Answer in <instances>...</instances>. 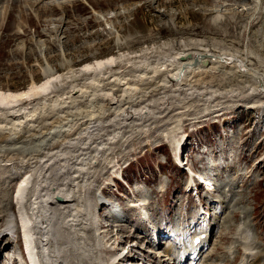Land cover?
Masks as SVG:
<instances>
[{
  "label": "rangeland",
  "instance_id": "1",
  "mask_svg": "<svg viewBox=\"0 0 264 264\" xmlns=\"http://www.w3.org/2000/svg\"><path fill=\"white\" fill-rule=\"evenodd\" d=\"M51 1L58 2L57 5L60 6L48 4ZM256 1L258 3L252 1L253 3L246 2L248 4L243 5L244 1L239 0H5L0 4V92L23 91L33 82L39 84L44 81L46 61L40 56L38 41L44 42L48 48V62L57 75L65 74L70 69L75 71L74 74H79L78 70L82 66L109 56L124 55L127 61L129 59L134 61L139 60L140 54L143 56L148 53L150 57L153 54L165 55L163 57L171 59L182 51L183 45L200 40L206 43L208 46L206 47L211 49V52H216L215 54L227 52L236 55L237 53L250 67L264 75V0ZM226 5L227 7L222 8ZM225 9L232 11L226 13ZM121 13L124 15H120ZM126 60L114 70L119 68L117 70L124 71L128 66ZM149 64L151 65L146 70L148 73L130 69L132 73L127 70L120 75L122 76L120 83L116 81L117 77H114L116 78L114 81H110L109 88L114 87V93L118 96L125 92L131 93L127 90L130 87L134 89L133 95L127 93V101L123 105L129 107L130 103L136 100L134 105L129 107L135 117L131 119L133 121H123L124 123L120 120L123 125L117 119L115 112L126 106L120 108L119 105L117 108L118 106L112 105L113 108H110L111 105L103 104L99 98L91 102L88 95L94 93L92 92L94 88L88 89L87 95L80 97L73 106L67 105L64 109L62 108L64 106L59 102L56 104L53 100L50 101L51 105L49 101L39 102L34 122L26 124L28 127L26 125L24 128L17 127L19 131L17 128L12 129V121L0 115V234L6 226L4 221L6 213L12 215L11 212H15L19 215L16 199L14 200L15 193L22 179L30 176L33 178L30 182L35 190L38 187L39 190L49 191L53 184L61 186L67 181H84L91 184L92 188L84 194L86 196L83 200L89 197L91 208L96 213L97 229L110 247L114 245L116 249L119 242L122 245L127 237H130L127 239L130 243L135 240L143 244L142 236L158 227L163 232L167 231V235L178 232L175 236L166 237L165 247L181 244L185 249L191 239V233L203 225L202 222L195 225L199 220L195 215L202 196L199 198L195 190L189 193L186 191L190 169L194 166L200 169L202 175L208 173L215 187L219 186L220 181L236 182L232 183L236 190V199L232 198L235 212L229 216L225 224L229 226L231 233L235 231L237 225L242 226L244 223L249 241L253 243L252 247H245L244 250L253 252L259 249L257 246H261L264 251V95L255 92L244 79L226 74L224 71L204 72L201 74L203 77H199L200 75L194 77L191 83L192 92L179 91L167 84L168 69L160 70L161 65L158 66L159 69H152L155 64ZM156 70L157 75L154 72ZM85 75H80L79 79L75 80L83 90L89 87L91 74ZM75 81L67 83L62 80L55 86L57 89L58 85L60 88V85L68 86L76 83ZM106 81H101V86H106L108 83ZM61 93L59 89L54 94ZM91 121L96 125L90 126ZM92 126L95 127L90 130ZM119 130L123 133L120 134ZM11 132H15V136L18 133L19 136H16L18 140L7 139ZM95 132L97 133L94 134ZM45 133L47 136L54 133L50 145L34 153L31 152L33 154L25 152L23 147H27V144L32 146L37 140H43L46 137ZM116 133L119 134L120 139L111 143L109 137ZM37 135H40L41 139L40 136L37 138ZM80 137L81 139L89 137L84 138L85 143L92 138L88 142V147L84 148V145H81L82 141H74ZM93 140H97L96 143ZM100 142L102 145L96 154L94 149ZM70 144L75 147H71ZM80 148L84 149L80 150L82 154L79 152ZM69 160H75L76 163L71 161L70 164ZM130 162L131 165L128 166ZM78 167L84 169L82 168L80 176L78 175L77 180L74 181L73 171ZM218 173L222 178L218 177ZM120 176L124 179L120 180L118 178ZM118 181L121 194L116 192L115 182L117 184ZM44 186H48L47 190ZM229 188V185L221 184L223 191H228ZM107 190L110 199L121 200L124 205L123 217L119 219L115 216L111 219L115 221L114 225L113 221L104 215L108 214L109 208L102 211L103 204L100 203V200H103L101 192L106 191L107 194ZM204 194L210 197V201H216V197H220L222 192L204 190L202 195ZM134 196L141 200H151L149 208L153 218L147 220L143 217L144 211L127 208L130 199ZM3 200L9 201L4 203ZM8 204L9 207L4 209L8 211L3 214L1 208ZM215 207L214 205L211 208V212H216ZM49 210L54 214L48 224L52 229L49 228V233L54 237L52 248L50 247V258L55 250L61 247L63 249L56 253V258L58 257L60 264H71L70 254L75 247L74 243L78 242H73L68 232L63 230L67 227L63 226L61 213L46 207V214ZM241 215H247L245 221L241 219ZM247 221L250 222V226L246 225ZM141 224L143 227L138 232H134L133 230ZM226 231L216 241V248L212 252L214 255L205 256L200 264L201 262L226 264L229 258L235 260L237 252L233 244L227 245L232 239L224 238L228 234ZM16 232L14 235L16 237L10 239H8L9 235L5 237L7 239L5 244H11L9 250L1 254L4 255L2 261L0 260L1 264H11L9 261L11 258L8 256L11 257V253H15L17 248L20 250L17 249L19 254L25 256L20 240L22 236L19 231ZM106 236L111 238L106 239L108 238ZM124 245L121 247H125ZM164 245L159 250L162 254H165ZM218 245H227L226 256L219 254ZM112 249L106 250L104 256L107 258L112 256ZM180 250L181 248L177 249V253ZM77 253L83 256V252L77 250ZM246 261L247 256H242L232 264H243ZM39 262L45 264L41 258ZM86 262L90 263V258H84L83 263Z\"/></svg>",
  "mask_w": 264,
  "mask_h": 264
},
{
  "label": "bare ground",
  "instance_id": "2",
  "mask_svg": "<svg viewBox=\"0 0 264 264\" xmlns=\"http://www.w3.org/2000/svg\"><path fill=\"white\" fill-rule=\"evenodd\" d=\"M4 1L5 0H0V4L3 3ZM239 1H241V2L244 1L243 2V5H246V4H248L249 2H252V1H255L256 3H258L256 0H239ZM246 2H248V3H246ZM57 3L58 2L52 3V1L51 2H48V4H50V5H53L54 4L56 6H60V5H57ZM223 7H227V5L226 6H222V8ZM217 9H219V8H217ZM249 9H247V11H249ZM212 11H214V10H212ZM221 11H223V10H221ZM231 11H232V9H225L224 10V12H226V13L227 12H231ZM208 12H210V11L208 10ZM120 15H124V14L121 13ZM99 17L100 18H103L105 16H103V17L102 16H99ZM20 44L22 46L24 45L23 43H20ZM38 46H39V52H40L41 58L46 61V64H45V67H44V75H45L44 81H42L39 84H36V82L35 83L33 82L26 90H23V91L7 92V93L0 92V115L1 116H4L10 122L12 121V124H11L12 129H15L17 127H22V126L24 128V126L26 124L31 123L33 121L34 117H35V113L37 111V108L36 107H37V105H39L38 104L39 102L44 101V100L50 102L51 100H53L55 103L56 102H59V104H61L62 106H64V107H62L64 109L65 106L67 107V105L73 106L76 103V101L79 100L80 97L81 98L82 97H85L87 95V93H88L87 91H89L88 89H90V88H94V90H92V92H94V93H90L88 95L89 96L88 98L91 99V102L94 99L99 98V100L103 104L106 103V104L111 105V106H109L110 108L111 107L113 108L114 105L118 106L117 108H119V105H120V108H121V106L123 107L125 105V104L123 105V103H126V101H127V93H129L130 95L132 93V95H133L134 89L132 87H130L127 90H130L131 93L130 92H125L122 95L119 93L120 96H118V94L114 93V87H113V89L109 88V85L111 83L110 81H114L116 79L114 77H117V80L116 81L119 82L120 81V78H122V76H120V75L121 74L123 75L124 72L127 71V70H129V72H131L132 70H135L137 72H143L144 73L147 70V68L149 67V65H151L149 63L155 64V67H152V69L158 68L159 65H161L159 67L160 70L162 68L163 69L166 68V71H167V69H168V73L164 70L166 72V74H167V79L166 80H168V82L166 80L165 81L167 82L168 85L170 84L171 87H174L176 90H179V91H183V90H185V91H191V86H192L191 83H192V81L198 75H200L199 77H201L202 76L201 74L204 73V72L205 73H211L212 71L213 72L214 71L215 72H217V71H224L226 74H231L233 76H237L238 78L244 79L246 82H248L250 88H253V90L255 92H258L260 95L261 94L264 95V75L263 74H261L259 71L255 70L254 68L250 67L243 58H241L240 56L237 55V53H236V55H234V54H227V52L225 54L224 53L223 54H219V53L218 54H215L216 52L215 53L211 52V49H208L207 48L208 46L206 45V43L202 42L201 40L200 41H190L189 44L183 45L182 51L180 53H176V55L173 56L171 59L170 58L167 59V57L166 58L163 57L165 55H162V56H154V54H153V55H151L152 57H150L148 53L146 55H143L142 54L143 56H140L141 55L140 54L139 57H138L139 60H136L135 59L134 61H130V59H129V61H127L128 59L126 60V57L124 55L109 56V57H107V58H105L103 60H97L94 63L86 64V65L82 66V68H79V70H78L79 71V74H74L75 71H72V69H70V71H68V72H66L65 74H62V75L61 74L60 75H57L56 74V71L54 70V68L48 62V57H47V50H48V48L46 47V45L44 44V42L38 41ZM124 60H126V62H127L126 65L128 64V66L126 67V69H124V71H122L121 69L120 70H117L119 68H117L116 70H114V68H116L118 65L123 64L124 63ZM104 69H106L107 71H104L103 72ZM130 69H132V70L130 71ZM154 72L157 75V70L154 71ZM89 73L91 74L90 75V78H89V87L87 89L83 90L79 86V83L77 84V82L75 80H78L79 77H80V75L81 76L84 75V74H86V75L88 74L89 75ZM161 73L163 74L164 72H161ZM166 74H164V75L166 76ZM156 75H154V76L156 77ZM118 76H120V77H118ZM154 76H153V78H154ZM137 77H138V75H137ZM144 77H147V76H144ZM231 78H232V81H233V77H231ZM231 78H229V79H231ZM62 80H65L67 83L68 82L69 83L70 82H74V81L76 83L70 84L68 86L66 84L60 85L61 86L60 88H59V85H58V88L56 89V86H55L56 83L57 82L59 83V81L62 82ZM105 80H107L106 82H108L107 85L106 86H101V83H102L101 81H105ZM163 83H164V81H163ZM160 84H158V85H160ZM239 86H240V84H239ZM245 86L248 87V85H245ZM64 88H67V89H64ZM151 88H153V87H151ZM59 89L62 91V93L60 95H55L54 93L56 91H58ZM127 90H125V91H127ZM139 91H141V90H139ZM229 91L231 93V90H229ZM115 92H117V91H115ZM141 94H142V92H141ZM214 94H215V92H214ZM133 98H134V96H133ZM135 102H136V100H135ZM134 103H132V104L134 105ZM56 104H58V103H56ZM132 104L130 103V106ZM50 105H51V102H50ZM129 107L126 106L124 109H120L118 111L115 110L117 112L114 111L117 114V119H119V122H120V120H122V122L123 121L126 122V121H129L131 119H134L135 115L129 109ZM56 108H57V106H56ZM59 109L62 110L61 108H59ZM42 110L44 111V108ZM67 110H68V108H67ZM65 111H66V109H65ZM110 111H112V110H110ZM168 111H167L166 114H168ZM140 113H142V112H140ZM162 113H163V111H162ZM56 114H58V113H56ZM103 114H104V112H103ZM150 114L153 115L152 113H150ZM164 114H162V115H164ZM36 116H37V114H36ZM38 117H39V115H38ZM114 117H115V115H114ZM36 119H37V117H36ZM111 119H113V118H111ZM92 120H94L93 122H96L95 119H92ZM88 121H89V119H88ZM131 121H133V120H131ZM162 121H165V120L163 119ZM98 122H100V121H98ZM158 122H160V121H158ZM92 124L96 125L95 123H92V121H91L90 122V126ZM53 125L55 126V124H53ZM106 125H107V123H106ZM106 125H104V126H106ZM97 126H99V124ZM101 126H102V124H101ZM29 127H31V126H29ZM94 127L95 126H92V127H90L91 129L90 128H88V129L92 130ZM107 128H109V127L107 126ZM30 129H33V127H31ZM86 129H87V127H86ZM86 129H85V132H86ZM103 129H104V127H103ZM17 130L19 131V128H17ZM12 131H15V130H12ZM91 132L93 133V131H91ZM91 132H89V133H91ZM12 133L14 134L15 132H11V134H9V136L7 137V139L8 140H11V141H14L15 139H17V137L19 135L17 136V134H18L17 133L16 134L17 137H16L15 134L13 136ZM49 133H50V131H49ZM96 133L97 132H95L94 134H96ZM119 133L122 134L123 132H120V130H119ZM53 134L51 136H49L50 134H48V136H47V134L45 133L46 137L44 139L42 138L43 140H40V141L37 140L38 142L36 141V143H34V145H32V146L30 144H27V147H23V148H25L24 149L25 152H30V153L33 152L34 153L35 151L41 149L42 147L45 148L46 146L50 145L52 143L53 139H54ZM45 135H43V136H45ZM82 135L84 136V134H82ZM38 136H40V135H37V138H38ZM88 136H90V134ZM20 137H19V139H20ZM81 137L79 138L80 140L79 139H76L74 141H78V142L79 141L80 142L82 141L81 142V145H84V148L85 147H88V145H89L88 142H90L92 138L90 140H88V142L86 141L87 143H85V141H84L85 139L84 138H86V137L82 138L83 140L81 139ZM88 138H86V139H88ZM109 138H111L110 139V142L113 143V141H117V139L119 138V134L116 133L112 137H109ZM121 138H122V135H121ZM39 139H41V136L39 137ZM34 140L35 139H33V141ZM25 141H28V140H25ZM94 141L95 140H93V142ZM96 141H95V143H96ZM6 142H8V141H6ZM101 143L102 142H100L99 145L97 146V148L94 149V151H95L96 154L100 150L99 148L102 145ZM97 144H98V142H97ZM24 145H25V143H24ZM62 145H63V142H62ZM70 145H72V144H70ZM105 145H107V144H105ZM73 146L74 145H72L71 147H73ZM49 147H51V146H49ZM21 148L22 147L20 146V149ZM89 148H90V146H89ZM91 149H92V146H91ZM80 150H81V148L79 149V152H80ZM83 150H81V151H83ZM10 151H13V150H10ZM94 151H93V153H94ZM33 153H31V154H33ZM80 154H82V152H80ZM86 154L88 155L87 152H86ZM85 155H83V156L86 158ZM83 156H82V159H83ZM75 157H74V159H75ZM87 159H84V160L87 161ZM75 160H71V161H75ZM84 160H82V161H84ZM92 160H94V159H92ZM64 161H66V160H64ZM71 161L69 160L70 164H71ZM95 161L97 162V160H95ZM75 163H76V161H75ZM81 164H82V162H81ZM81 164L80 165L78 164V165L81 166ZM84 166L87 167L86 165H84ZM82 168L83 167H78V168H75V171H73V175H75V176H73L74 177V181L78 177V175L82 172ZM45 169H47V168H45ZM17 170H19V169H17ZM70 170H71V168H70ZM70 170H69V173H70ZM88 172H84V173H88ZM31 178L29 176V177H24L22 179L20 185L17 187L14 200L16 199L15 200V204L21 205V207H23V209H24V213H23L24 214L23 215L24 216L23 217L24 218L23 219L24 220V223H23V234L25 233L24 234L25 240L27 239V241L29 242V244L31 246H33V249L35 250V256L38 259L37 260V263H39V260H40L41 257H43V259L41 258V261L44 262L45 264H60L61 263L57 259L58 257L56 258V256H55L56 253L58 254V252L62 251L63 248L61 249L60 246H59L60 248H57L58 250L57 251L55 250V252L52 249V252H54V253L52 254L53 256H51V258H50V255H51L50 254V252H51L50 249L52 248L51 245H52V242L54 240L53 234L50 235V233H49V228L50 227H48V224L50 223L51 216L54 215V214L52 212H50V210L46 214V207H50V208H53L52 211H56V212L58 211V212L61 213V220L64 222L63 223V226L67 227L66 229L63 228V230H65V231L68 232V234L71 236V239H72L73 242H78V243H74L75 244V247L72 249V253L70 254V262H71V264L72 263L73 264H79V262H81V264H84L83 263L84 258H90V263H87L86 262V264H121L122 262H126V261L132 262L130 264H135V263H138V262L140 264H171L170 263L171 261H173L172 264H178V261L176 260V257L175 256H172L174 254L172 248H169V247H165L164 248V251L168 255L167 257H164L159 252L160 248L163 247V241L166 240V236L165 237H162L161 236V232H159V238H158L159 239V242L158 243H156L154 241V238L151 237V234H146L145 236H142L144 238L142 240L143 241V244H140V243L136 242L135 240L132 243H130L129 240L127 241V239L130 238V237H127L126 241L124 240V242H122V245H121V242H119V245H118V247H116V249H115V246L114 245H113L114 247L113 246L110 247L108 245L109 243H107L105 241V237L103 238L101 236L100 232L97 229V226H96V223H97L96 222V213H95V210H93L91 208V203H90V201L88 199L89 197L88 198H85V200H83V197L86 196V195L84 196V194L86 192H89V190H91V188H92V185L89 184L88 182H84V181L83 182L82 181L81 182H70V181L68 182L67 181V182H63L61 184V186L59 184H53L49 188L50 189L49 191H45V190H39L40 188H38V187L36 188V190H35V187L32 188L33 185L30 182V179ZM86 178H87V176H86ZM81 179H83V178H81ZM32 180H33V178H32ZM42 181L40 182V184H42ZM90 181H91V179H90ZM47 182H48V180H47ZM34 183H36V182H34ZM223 183L225 185H229L230 188L228 190V194L225 193L224 191H222L221 187L216 188V190H215L216 192H220V193L222 192V195L220 196V200L217 202V204H220V205H222L224 203H227V201H228V199L230 197L233 198L234 200L236 199V190H234V188H233L234 186L232 184V183H236V182H234V180H232V181L223 182ZM37 185H38V183H37ZM39 187H41V186H39ZM44 187H46V190H47V187L48 186H44ZM6 201H9V200H3L2 202L5 203ZM135 202H136V200L133 199V200L130 201V204L133 205V204H135ZM139 202H140L139 205H141L142 202H143L144 205L146 204L145 201H140L139 200ZM100 203H101V201H100ZM150 203H152L151 200H149V204ZM175 203L176 202H174V204ZM101 204H103V203H101ZM237 204H238V201H237ZM103 206H104V204H103ZM8 207H9V204L1 208L3 214L8 211V210L7 211L4 210V209H7ZM149 209L151 210V208H149ZM43 210H45V211H43ZM49 215H50V218H49ZM233 215L235 216V214H233ZM237 216L239 217L240 216V213ZM5 217H6V220H7V221L4 220L5 223H6V226L5 227H9L14 222L13 215H10V213L7 212L6 215H5ZM101 218H102V216H101ZM228 218H229V216L226 217L224 221H227ZM52 219H54V217ZM97 221H98V219H97ZM216 223H217V220L214 221V224L215 225H216ZM218 223H221V221H218ZM249 223L250 222L247 221L246 222V225L247 226H250ZM56 224H57V222H56ZM113 225H114V223H113ZM5 227H3V232L1 233L2 236L0 238V260H2V257L4 256V255H1V254H4V251L9 250V246L11 244V243L5 244L6 241H7V239L5 237L7 235H9V238L8 239H10V237H13L12 232H13V228L14 227L13 228L10 227L9 229H11V230H9V232H6L4 230ZM117 227H119V225H117ZM142 227H143L142 224L139 225V227H137L134 232H138L139 229H141ZM99 230H100V227H99ZM117 230H120V229L117 228ZM225 230H227L226 232H228V234L224 238L228 237V238H231V239H234V240H238V237L236 235V232L234 231V232H231L230 233L229 232V226H227V224H225V223H222V225H221V231L219 233V238L221 237V235L224 233ZM16 231H19V230L18 229H15V233H17ZM51 233H53V232H51ZM212 233H213V231H212V229H210V239L212 237ZM20 234H21V231H20ZM106 237H108V236H106ZM109 237L106 238V239H109ZM246 237H247V235L244 236L243 238H246ZM223 239H221V240H223ZM20 240L22 241V239H20ZM216 241L217 240L214 241L213 247H212L211 250H208L209 248H207L206 250H204V252L202 253V257H204V256H213L214 255L212 252L216 248ZM255 241H257V240H255ZM127 242H129V243H127ZM231 243L237 245V243L235 241H232ZM244 243L246 244V245H244V248L245 247H251V245L253 244L251 242V240L249 242H247L245 240ZM124 244H126L127 246L124 245ZM62 245H65V244H62ZM123 245L125 247H121ZM143 245H144V247H143ZM227 245L226 246L218 245L217 248L220 250L219 251L220 252L219 254H223V256H226V252H228ZM257 247L259 249L256 252L250 253L248 256L246 255L247 256L246 264H264V251H263V248H261V246H257ZM111 248H113L111 250L112 251V256H110L108 258L105 257L104 256V252H106V250L111 249ZM152 248H155V249H152ZM77 250L79 252L80 251L83 252V256L82 255H78ZM123 252L125 253L124 257H122L123 256ZM11 255L12 256L9 257L6 254V256H8V258H11V260H9V261H12L13 264H16V261L17 262L19 261L18 260V257L15 255V253H13V254L11 253ZM19 255H21V254H19ZM127 258H128V260H127ZM152 259H154V260H152ZM149 260H151V261H149ZM50 261L53 262V263H49ZM228 262H230V260H228L226 264H228Z\"/></svg>",
  "mask_w": 264,
  "mask_h": 264
}]
</instances>
